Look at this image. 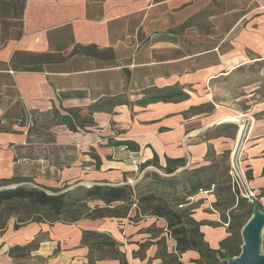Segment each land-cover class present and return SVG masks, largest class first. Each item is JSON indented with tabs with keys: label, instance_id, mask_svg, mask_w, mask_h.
Wrapping results in <instances>:
<instances>
[{
	"label": "crops",
	"instance_id": "0c3cea01",
	"mask_svg": "<svg viewBox=\"0 0 264 264\" xmlns=\"http://www.w3.org/2000/svg\"><path fill=\"white\" fill-rule=\"evenodd\" d=\"M261 62L264 0H0V180L50 192L130 183L159 171L155 160L204 165L222 136L213 133L229 124L222 119L263 110L251 100L261 74L249 83L244 75ZM251 129L249 190L264 201V118ZM204 194L186 206L196 201L191 216L219 249L230 232L212 190ZM15 223L0 229V264H159L162 236L176 253L156 230L165 220L151 215ZM85 230L110 235L121 259L91 253ZM33 240L28 255L9 256ZM199 258L193 249L179 255L182 264Z\"/></svg>",
	"mask_w": 264,
	"mask_h": 264
},
{
	"label": "trees",
	"instance_id": "16d2710c",
	"mask_svg": "<svg viewBox=\"0 0 264 264\" xmlns=\"http://www.w3.org/2000/svg\"><path fill=\"white\" fill-rule=\"evenodd\" d=\"M221 128L236 130V125L223 124ZM226 156V153H223L218 158L215 151L209 149L205 160L210 163L193 169L185 167L186 160L182 158L167 159L164 167L158 166L155 160L154 166L164 176L148 170L134 185L75 184L64 185L46 192L41 186L23 184L27 181L23 178L2 179L0 180V229L5 227L10 217L16 218L14 225L16 228L18 224L27 222L71 223L80 219L111 217L132 219L151 215L165 220V230L164 228H156V230L166 231L176 243V253H168L165 237L159 239V249L156 254V257L161 258L159 264H182L179 255L188 249L198 251L199 264H226L223 260L225 256L239 254L241 240L237 238V230L242 228L251 215V206L248 211L241 214L233 213L234 209L247 202V198L240 196L238 188H233L231 168L225 162ZM147 165L149 164L143 167ZM180 168L182 169L177 171ZM245 175L247 180L251 179L249 170ZM11 184L16 186L7 187ZM210 190L215 195L213 207L221 212L220 218L222 222L228 223L230 232V236L220 242L219 249L209 247L200 232L201 223L192 218L191 207L186 206L189 203L188 197L200 191ZM132 211L135 212L133 216H131ZM81 241L100 259H121L119 244L106 233L85 230ZM37 246L38 241L33 240L22 246L11 247L8 253L11 257H23Z\"/></svg>",
	"mask_w": 264,
	"mask_h": 264
},
{
	"label": "rangeland",
	"instance_id": "374dc122",
	"mask_svg": "<svg viewBox=\"0 0 264 264\" xmlns=\"http://www.w3.org/2000/svg\"><path fill=\"white\" fill-rule=\"evenodd\" d=\"M258 74H261L262 79L258 82V84H256L257 86H259V90L255 92V95L251 98V100H255L256 102H262L264 105V62H261L257 65H254L253 67L247 68L245 70L244 75H246V77H245L246 78L245 80H247L246 82L249 83L250 80H251L250 82H252L253 77H254V79L257 78ZM257 108H260V107H257ZM243 110L244 111L241 114L239 113L237 115H238V120L240 122H242V124L244 123V121L248 122L249 125H248L247 131H246V134H247L249 131V128H250V130H252L251 127L254 125V121L256 119H263L264 118V107H263V110L259 111L258 113L252 111V109L250 107L243 108ZM234 124L236 125V130L234 128H227V129H222V130L220 129L218 131H215V133H213V135H217V134L222 135L221 137L216 139V149H215L216 155L218 158H220L221 154L226 153L227 158H226L225 162H227L229 164V167L231 168V170H230L231 184H232L234 189L235 188L239 189L240 196H242L245 194L244 189H243V185H242V181L239 178V176L237 175V172L235 171V169L231 163V161H232V159H231L232 155L231 154L233 153V150L235 148L237 133H238L239 128H240L239 123H234ZM245 138H246V135L243 139L241 149H240L238 156H237V165H238V168H239V170L243 176V179H244L246 185L249 188V180H247L246 175H245V173L249 169L248 168L249 167L248 158L245 156V146H246ZM208 163H210V162L208 160H205V164H208ZM221 163H222V161H221ZM153 171H155V170H153ZM155 172L159 173V171H157V170ZM159 174L161 176H164L162 174V172ZM142 176H143V173L140 174L135 180H133V182H130L129 184L134 185L136 182H138L142 178ZM29 186H31V185H29ZM7 187H14V185L11 184V185H8ZM70 187L72 188L73 186H70ZM204 193H205V191L199 192V194H201V195H205ZM191 198H193V196ZM191 198L188 197L187 200L192 201ZM253 198H255L264 209V201H261V199L257 198L255 195H253ZM195 202L196 201H193L192 204L194 205ZM193 205H190V207L192 208ZM249 209H250V204H249V201L247 199V202L242 203L240 207L234 209L233 213L234 214H241L243 212L248 211ZM218 212H219V214H221L220 211H218ZM225 213L228 216L227 211ZM220 225L222 227H224L226 230L228 229L227 223H224L221 221ZM240 231H241V228L237 230V238L241 240ZM153 248H155V246H153ZM261 251H262V253H264V230L262 233Z\"/></svg>",
	"mask_w": 264,
	"mask_h": 264
},
{
	"label": "water",
	"instance_id": "95a60500",
	"mask_svg": "<svg viewBox=\"0 0 264 264\" xmlns=\"http://www.w3.org/2000/svg\"><path fill=\"white\" fill-rule=\"evenodd\" d=\"M248 125V122L244 121L240 131V136L233 150L234 158L231 163L232 166L237 169L238 176L242 181L245 192L242 196L247 197L249 201L251 206V215L240 231L241 245L239 254L235 256H225L223 260L226 264H264V253L261 251L262 233L264 230V209L260 203L253 198V196H251L250 190L237 166V156L246 135Z\"/></svg>",
	"mask_w": 264,
	"mask_h": 264
},
{
	"label": "bare ground",
	"instance_id": "6f19581e",
	"mask_svg": "<svg viewBox=\"0 0 264 264\" xmlns=\"http://www.w3.org/2000/svg\"><path fill=\"white\" fill-rule=\"evenodd\" d=\"M224 122H226V123H239L240 124V128H239V131H238V133H237V138H236V142H237V140H238V138H239V136H240V131H241V128H242V122H240L239 120H238V118L237 117H235V116H228V117H225L224 119H222L221 120V123H224ZM232 156H231V159H233L234 158V155H233V153L231 154ZM238 166V165H237ZM234 169H235V171L237 172V169L234 167ZM237 175H238V173H237Z\"/></svg>",
	"mask_w": 264,
	"mask_h": 264
},
{
	"label": "built area",
	"instance_id": "2783aa9c",
	"mask_svg": "<svg viewBox=\"0 0 264 264\" xmlns=\"http://www.w3.org/2000/svg\"><path fill=\"white\" fill-rule=\"evenodd\" d=\"M250 194H251V196H253V193L250 192ZM246 198H247V197H246ZM227 224H228V223H227Z\"/></svg>",
	"mask_w": 264,
	"mask_h": 264
}]
</instances>
